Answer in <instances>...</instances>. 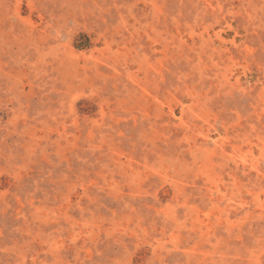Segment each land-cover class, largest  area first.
Here are the masks:
<instances>
[{
  "label": "rangeland",
  "instance_id": "obj_1",
  "mask_svg": "<svg viewBox=\"0 0 264 264\" xmlns=\"http://www.w3.org/2000/svg\"><path fill=\"white\" fill-rule=\"evenodd\" d=\"M0 264H264V0H0Z\"/></svg>",
  "mask_w": 264,
  "mask_h": 264
}]
</instances>
